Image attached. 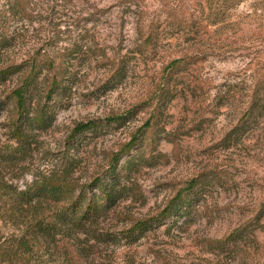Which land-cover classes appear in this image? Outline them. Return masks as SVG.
<instances>
[{
    "label": "rangeland",
    "instance_id": "rangeland-1",
    "mask_svg": "<svg viewBox=\"0 0 264 264\" xmlns=\"http://www.w3.org/2000/svg\"><path fill=\"white\" fill-rule=\"evenodd\" d=\"M25 1L29 19L9 21L14 39L0 45V73L40 63L39 82L56 76L64 92L50 101L54 121L33 152L0 165V181L25 191L71 160L69 180L92 196L113 155L120 153L119 166L132 156L142 163L112 209L31 254L16 250L0 200V264H66L61 246L75 264H264V114L243 119L264 94V0ZM17 75L6 72L0 100ZM88 121L97 126L67 146L72 129ZM4 123L5 113L0 143ZM190 181L177 214L135 240L120 238Z\"/></svg>",
    "mask_w": 264,
    "mask_h": 264
},
{
    "label": "trees",
    "instance_id": "trees-1",
    "mask_svg": "<svg viewBox=\"0 0 264 264\" xmlns=\"http://www.w3.org/2000/svg\"><path fill=\"white\" fill-rule=\"evenodd\" d=\"M24 19H29L25 0H3L0 6V21L2 27L5 24L6 26L3 29L5 33L0 35V45H11L14 39L7 32L10 26L9 21L21 22ZM176 64L177 61H173L169 67ZM44 66L48 70L51 69L49 65ZM15 69L19 76L18 84L6 97L0 100V115L5 113V123L2 128L6 132L5 140L0 143V165L2 168L15 166L27 160L33 152L32 146L37 134L48 130L54 121L55 110L54 105H49L50 101L64 92V87L56 76L48 75L39 82L40 63L11 66L6 72H12ZM6 72L0 73V82H5L2 78ZM263 114L264 94L255 97L247 105L243 119H250L251 116L262 117ZM106 120L110 122L114 118ZM96 126V121L78 123L67 136L65 144L73 147L74 144H77L76 136ZM136 139L137 135L133 136L125 147L129 149L136 143ZM119 154L112 156L103 175L90 185L96 191L92 196L89 194L93 190H86L87 187L82 186L78 191L76 185L69 180V173L74 168L71 160H67L59 175L55 171L51 175L35 176L25 191H17L10 183H3L4 179L2 178L0 181L4 196L0 197L3 204L2 218L16 227L18 234L16 250L26 254L34 253L43 243L54 242L64 230H79L86 223L95 221L100 215L112 209L126 191L122 182L129 180L133 168L142 163V158L132 156L119 166L121 158ZM194 185L195 181H190L158 215L137 221L129 230L119 232L120 238L135 240L143 233L159 228L165 217H171L178 213L180 208L177 204L180 201L183 202L184 194L192 190ZM44 203L49 207H46ZM235 234L232 233L231 236L234 237ZM56 248L64 254L66 264H75V257L69 253L70 249L68 250L64 246Z\"/></svg>",
    "mask_w": 264,
    "mask_h": 264
}]
</instances>
